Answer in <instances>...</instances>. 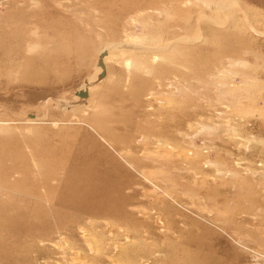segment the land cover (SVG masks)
Instances as JSON below:
<instances>
[{
    "label": "rangeland",
    "instance_id": "374dc122",
    "mask_svg": "<svg viewBox=\"0 0 264 264\" xmlns=\"http://www.w3.org/2000/svg\"><path fill=\"white\" fill-rule=\"evenodd\" d=\"M0 264H264V0H0Z\"/></svg>",
    "mask_w": 264,
    "mask_h": 264
},
{
    "label": "water",
    "instance_id": "95a60500",
    "mask_svg": "<svg viewBox=\"0 0 264 264\" xmlns=\"http://www.w3.org/2000/svg\"><path fill=\"white\" fill-rule=\"evenodd\" d=\"M106 55V51H102L99 54V58L97 60V66L101 67V71L99 72V77H102L105 74V70H104V63H103V57ZM76 95H78L81 98L87 97L88 92L87 90H78L75 92Z\"/></svg>",
    "mask_w": 264,
    "mask_h": 264
},
{
    "label": "bare ground",
    "instance_id": "6f19581e",
    "mask_svg": "<svg viewBox=\"0 0 264 264\" xmlns=\"http://www.w3.org/2000/svg\"><path fill=\"white\" fill-rule=\"evenodd\" d=\"M80 90H87V88H81ZM88 92V91H87ZM77 96V95H76ZM78 100V99H77Z\"/></svg>",
    "mask_w": 264,
    "mask_h": 264
}]
</instances>
